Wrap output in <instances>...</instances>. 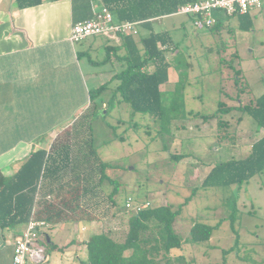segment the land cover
<instances>
[{"label": "rangeland", "instance_id": "1", "mask_svg": "<svg viewBox=\"0 0 264 264\" xmlns=\"http://www.w3.org/2000/svg\"><path fill=\"white\" fill-rule=\"evenodd\" d=\"M214 15L220 20L214 29L197 28L188 14L168 15L163 25H155L173 36L172 46L166 50L174 68L171 75L173 79L181 78L185 86L183 97L175 88L164 91L163 103L175 110L172 114L176 117L169 128L160 118L133 114L126 102L115 99L110 104L118 83L109 70L112 61L97 66L90 62V58L102 61L107 57L104 34L79 43L82 51L88 50L92 39L103 43L83 55L93 88L111 79L109 88L97 100L99 114L88 124L100 159L112 163L105 173L120 183V190L114 207L109 195L115 184L108 178L104 180V201L95 212L84 213L89 215L82 220L87 222V230L83 228L82 235L74 238L78 246L71 250L72 255L79 257L72 264H83L87 258L86 241L92 233L104 230L119 240L125 238L136 206L150 201L151 206L170 203L177 209L192 193L195 195L174 223L183 246L171 251L169 264H264V172L241 186H202L210 169L231 159L245 158L264 134L254 118L241 110L207 120L203 117L215 112L221 100L238 106L254 103L264 94V6L245 16L229 15L225 10H216ZM138 28L140 35L147 34L145 28ZM223 121L229 124L225 127ZM224 132L227 136L221 137ZM55 141L63 150L60 157L64 169L69 158L67 138L63 133ZM174 154L187 156L177 159ZM55 157L59 159L57 154ZM129 198L134 201L133 207L126 205ZM197 222L219 226L209 240L193 243L189 241L191 228ZM43 244L48 261L38 264H60L61 254L48 242Z\"/></svg>", "mask_w": 264, "mask_h": 264}, {"label": "trees", "instance_id": "2", "mask_svg": "<svg viewBox=\"0 0 264 264\" xmlns=\"http://www.w3.org/2000/svg\"><path fill=\"white\" fill-rule=\"evenodd\" d=\"M17 1L20 7L44 2V0ZM191 1L193 0H100L102 6L112 11L118 21L138 22L139 27L148 31L147 34L140 36L141 46L135 41L134 35H121L125 40L124 45L127 46L126 53L120 54L119 46L114 45V52L107 51V57L100 61V63L107 62L114 53L117 60L124 64L123 69L113 76L114 79L119 80V83L115 87V94L109 101L110 104L115 99L126 102L132 108L133 114L140 112L160 118L163 126L169 128L171 120L176 118L172 114L175 110L164 105V91L161 85L170 79L169 68L173 64L166 50L172 46L173 36L169 30L156 31L152 20L172 15L180 5ZM247 14L249 13L234 15ZM219 24L218 19L210 29L217 28ZM90 60L95 63L94 59L90 58ZM109 82L90 90V106L64 130L63 133L67 138L66 153L69 157L64 169L60 172H49L50 181L44 182L42 186V178L45 177L46 167L52 158L47 149H38L1 188L2 226H14L17 223L36 219L46 221L51 228L52 224L88 219L89 215L84 213L95 212L94 209L100 208L104 201L101 195L104 191V180L107 178L115 184L109 199L116 207L120 183L105 173L106 167H112V163H105L100 159L99 152L93 147V134L88 124L93 116L99 114L97 100L108 89ZM175 89L178 95L184 96L185 86L181 78L178 79ZM233 110L248 113L258 126L264 129V94L254 103L238 106L227 105L221 100L215 112L203 117L207 120L220 113L228 114ZM107 112H109L108 108ZM189 114H192V111ZM223 124L226 127L229 123L223 121L221 125ZM227 134L224 132L221 137H226ZM123 137L118 135L121 140ZM55 143L59 146L58 142H54V145ZM185 156L187 155L174 154L173 158L182 159ZM262 172H264V134L252 144V150L247 157L231 159L214 166L205 177L202 186L205 188L232 184L241 186ZM58 176L59 178H54ZM47 195L54 199H47ZM194 195L195 193H192L188 196L177 209H174L170 203L156 206L143 204L141 209L130 216L129 229L122 240L115 238L110 231L101 230L91 234L86 241L88 255L83 264H169L171 258L168 256L171 251L183 246V239L174 228L176 217ZM218 226L219 224L195 223L191 228L189 241L199 243L209 240ZM46 242L53 249H58L53 241ZM238 242L239 234L236 237V243ZM127 251L131 253L127 255Z\"/></svg>", "mask_w": 264, "mask_h": 264}, {"label": "crops", "instance_id": "3", "mask_svg": "<svg viewBox=\"0 0 264 264\" xmlns=\"http://www.w3.org/2000/svg\"><path fill=\"white\" fill-rule=\"evenodd\" d=\"M101 7L100 0L93 3L90 0H44L27 7H20L17 0H0V190L38 149H47L52 158L42 186L50 181V173L63 169L60 157L63 150L54 142L90 106L93 87L83 65V55L103 45L92 39L88 50L82 51L79 48L82 41L71 40V29L75 23L92 18ZM163 18L152 20L154 28L157 22L163 25ZM104 35L106 51L114 52L117 45L120 54L126 53L123 36ZM140 36L134 39L141 46ZM94 61L90 60L97 66L101 60ZM108 61L113 64L109 69L113 78L124 64L116 55H111ZM173 69V66L169 68L170 79L161 85L162 91L176 87L178 77L173 79ZM93 73L98 75V72ZM27 223L14 226L0 223V264L12 263L15 239ZM86 224L84 221L52 224L40 237V244L53 241L58 246L54 251L61 254L60 264L75 263L79 255H72L71 250L78 246L74 238L82 235ZM43 261H48L46 248L43 260L36 261L32 256L28 263Z\"/></svg>", "mask_w": 264, "mask_h": 264}, {"label": "built area", "instance_id": "4", "mask_svg": "<svg viewBox=\"0 0 264 264\" xmlns=\"http://www.w3.org/2000/svg\"><path fill=\"white\" fill-rule=\"evenodd\" d=\"M264 6V0H193L180 5L173 14H188L192 17L197 28H211L218 21L214 15L216 10H225L229 15L246 14ZM100 34L139 35L138 22L118 21L112 11L101 7L95 15L72 26L71 40L80 42L88 37ZM128 207L134 206L132 198L127 200ZM143 204L136 206L141 209ZM146 206L151 202L147 201ZM49 224L44 220L32 219L28 221L24 230L16 237L11 264H28L30 257L41 261L45 256V246L40 244V237L44 236Z\"/></svg>", "mask_w": 264, "mask_h": 264}]
</instances>
